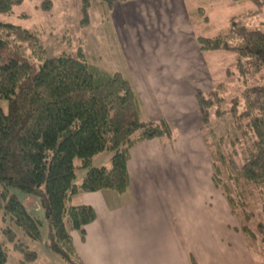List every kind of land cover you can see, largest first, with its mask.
<instances>
[{"label": "trees", "instance_id": "16d2710c", "mask_svg": "<svg viewBox=\"0 0 264 264\" xmlns=\"http://www.w3.org/2000/svg\"><path fill=\"white\" fill-rule=\"evenodd\" d=\"M117 1L81 0L83 24H89L92 7L107 5L112 10ZM241 1L257 7L250 15L263 10L264 0H235ZM22 3L0 0V14H12ZM51 4L46 1L42 9L49 10ZM197 43L202 52L236 53L235 69L242 77L264 78V31L249 28L241 17L230 20L227 33L200 36ZM223 90L225 84H219L196 94L205 126L210 124L211 108L217 106L216 117L230 114L236 128L229 142H225L228 135L218 139L219 148L205 137L213 162L212 180L232 214L237 218L244 215L249 221L253 212L247 186L258 187L264 212V84L246 87L240 97L230 100L228 110L222 109ZM3 100L7 110L1 104ZM172 134L168 122L143 119L139 98L120 72L109 73L91 63L81 47L76 56L48 58L34 32L0 22V211L4 220L10 221L1 229L8 243L0 242V264H6L13 255L21 264L39 261L38 252L19 238L12 226L33 242L44 241L42 221L11 189L41 203L50 225L46 240L49 250L70 264H85L77 254L71 232L84 236L96 213L90 206L72 205V199L81 193L105 190L124 194L130 182L131 149L145 141L171 139ZM249 135L252 145L241 149L245 155L239 162L242 155L238 146ZM104 151L112 153L110 165L94 167L93 159ZM75 160L86 171L82 184H75ZM239 229L252 244L264 243L263 222L258 223L257 232L245 224Z\"/></svg>", "mask_w": 264, "mask_h": 264}, {"label": "crops", "instance_id": "0c3cea01", "mask_svg": "<svg viewBox=\"0 0 264 264\" xmlns=\"http://www.w3.org/2000/svg\"><path fill=\"white\" fill-rule=\"evenodd\" d=\"M150 1L121 5L129 21L119 22L117 29L114 25V51L100 58L99 67L120 72L139 98L143 119L168 122L172 138L145 141L131 149L130 182L124 194L105 190L72 199V205H87L96 213L84 236L71 232L77 254L85 264H264V243L252 244L240 231L212 180L213 162L196 93L216 87L211 74L215 65L208 58L219 53L200 50L201 35H196L191 19L196 11L185 18L184 9L164 19H172L165 28L169 46L166 40L139 45L138 36L149 26L137 22L133 34L129 11L135 9L136 18L149 15L154 10H146L145 4ZM187 33L193 35L188 41L181 38ZM6 264L21 263L13 255Z\"/></svg>", "mask_w": 264, "mask_h": 264}, {"label": "rangeland", "instance_id": "374dc122", "mask_svg": "<svg viewBox=\"0 0 264 264\" xmlns=\"http://www.w3.org/2000/svg\"><path fill=\"white\" fill-rule=\"evenodd\" d=\"M46 1L48 0H23L21 5H18L13 9L12 14H0V22L19 25L34 32L39 37L42 46L46 50L48 58H54L64 54L76 56L78 48L81 47L89 58V61L99 67L103 64V61L100 58L108 52L114 51V25L117 29L119 22L120 25H122L126 20L129 21L125 14L126 10L124 6L121 5L126 4L128 7H131L137 4L138 0H118L114 4L112 10H110L107 5H98V7L101 6L100 9H96V6H94L89 12L88 25L83 24L86 22H83L81 0H50L52 2L50 9L43 10L42 6ZM156 5L162 6L156 7ZM120 7L122 11L120 10ZM148 7H150L149 10L154 11L149 15L142 13L138 18H136L135 9L134 12L129 11L131 19H134V22L131 25L133 34H135L138 29L135 23H144V25L149 26L147 32L138 36L136 42L139 43V45L144 41L148 44H164L165 40H169L170 38L165 32V28L172 19L171 21H165L164 19L172 18L174 14H177L178 11L183 9L186 10V12H183L185 18H187V15H190V11H196V14L194 12L191 19H193L197 36L214 37L219 34L227 33L230 20L236 16L241 17L243 23L249 28H257L264 31V7L260 13L250 15V13H255L257 7L249 1L151 0L145 4L146 10ZM192 36L191 33H187L186 36H181V38L188 41ZM89 44L90 51L87 50ZM169 45L170 44L168 43V46ZM217 53L219 54L212 53V56L210 59L208 58V60L212 63V66L215 65V68L211 67V69L213 68L211 74L213 76L212 78L215 80L216 87L219 84H225V90L221 93V96L225 99L222 109L228 110L231 107L230 100L232 98L240 97L242 91L246 87L264 84V78H262V75L256 77L250 75L242 77L235 69L237 63L236 53L224 51H219ZM114 55L115 53H113L112 56ZM202 67H205V65ZM228 71L232 73L230 74L231 77L227 76ZM206 82L207 81L202 83V86L205 88L207 85L209 86L208 82ZM1 104L4 110H7V102L3 100L1 101ZM217 108V106L211 108L210 124L207 126L203 124L202 130L205 137L211 142L214 141L215 147L219 148L221 145L218 139L222 135H228L229 138H227V141L225 142H229L230 136H233L232 130H236V128L233 129L230 114H227L223 118L216 117ZM239 109H243V100H240ZM236 132L239 135L241 134L238 130ZM251 138L252 135L248 136L249 140L245 137L243 140L244 144L238 146L239 152H241L242 155L238 158V161L242 159L243 155H245V152L241 151V149H248L251 147ZM111 157L112 153L110 151H104L95 156L93 159V166H109ZM75 166L77 168L75 184H82L86 171L80 168L79 160H75ZM247 190L248 192H246V195L250 200L249 204L252 205L251 209L253 217L248 221L244 215H241L238 218L234 214L233 216L237 225L241 226L245 224L256 231L258 223H264L262 201L258 192V187L254 184L247 186ZM11 192L17 194L24 202L27 210L34 214V216L38 217L43 223V242H33L29 240L22 235L20 229L12 226L19 234V238H23L24 241L30 245L32 250L38 252L39 261L41 263L70 264L57 254L51 252L46 245V240L50 233V225L46 217V212L42 208L39 200L34 197H29V202L27 201L28 196L24 195L21 191L11 189ZM217 197L219 200L224 199L219 192ZM238 210L240 211V209ZM240 213L242 212L240 211L239 215ZM9 225L10 221L8 219L4 220V213L3 211H0V242L8 243L6 237L2 234L1 229Z\"/></svg>", "mask_w": 264, "mask_h": 264}]
</instances>
